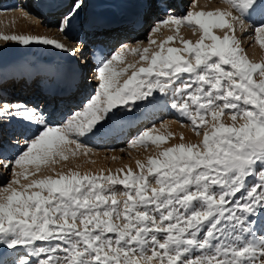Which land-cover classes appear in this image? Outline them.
I'll list each match as a JSON object with an SVG mask.
<instances>
[{
  "label": "snow or ice",
  "instance_id": "6c2138e0",
  "mask_svg": "<svg viewBox=\"0 0 264 264\" xmlns=\"http://www.w3.org/2000/svg\"><path fill=\"white\" fill-rule=\"evenodd\" d=\"M142 2L167 14L151 32L172 24L178 33L187 24L200 28V38L166 47L175 40L169 36L150 57L149 48H132L147 61L138 68L114 67L127 46L102 57L94 94L62 125L39 108L9 102L0 83V130L12 120L38 126L30 139L13 142L23 144L18 154L0 160L12 176L0 187V264H264V62L251 61L235 35L237 25L244 30L245 20L258 17L255 39L264 47V0H228V10L182 17L168 0ZM82 4L74 0L61 31ZM214 28L226 30L220 36ZM0 39L66 48L39 35L0 33ZM149 43H156L151 33ZM129 68L135 70L121 82ZM155 93L171 95L170 107L202 136L198 143L165 147L147 164L138 160V172L77 167L29 179L57 157L88 155L81 138L105 134L137 101L156 102ZM167 139L146 129L130 146Z\"/></svg>",
  "mask_w": 264,
  "mask_h": 264
},
{
  "label": "rangeland",
  "instance_id": "374dc122",
  "mask_svg": "<svg viewBox=\"0 0 264 264\" xmlns=\"http://www.w3.org/2000/svg\"><path fill=\"white\" fill-rule=\"evenodd\" d=\"M28 1L30 8L20 5L16 0H0V12L6 9H14L13 11L19 10L22 16H20L19 21H16V19L0 20V33L6 35H39L56 39L63 43L66 46L65 49H70L74 54V60L76 59V79L68 92L64 94L59 92L57 94L61 95L59 98H55L57 100L54 101L53 97L47 99L46 102L50 100L47 105L46 102H43L45 99L44 96L34 94L35 85L51 87V82L43 83L41 81L52 77L57 65L61 61V54L65 49H56L54 46L42 44L26 46L14 41L5 42L0 39V71L5 72L0 83L4 85V95L9 102H21L30 108H39L43 111L46 118H50V123L57 125H62L74 111L83 108L97 87V81L94 78L96 66L92 63L91 54L96 49L101 48V46L98 41L93 39L94 34L107 36L108 39L105 40V43L109 47L107 48L105 45L102 48L108 49L106 51L108 56L120 50L118 46L115 48L116 42L119 39L128 38L127 40L129 42L134 43L126 48L123 53L124 59L122 62H114V67L117 71L129 64H135L137 68L141 65L147 66V61H141L139 54L131 52L132 48H139L141 51L144 48H149L148 55L150 57L153 52L159 50L160 42L169 36H174L175 40L169 45H166V47H183L181 35L186 36V40L195 43L202 34L198 26L192 27L187 24H182L183 26L181 27L179 26L180 29L177 35L176 32L171 30L172 27L169 24L161 25L158 31L151 32L153 26L167 15L165 12L153 7L150 9L151 16L148 20L145 22L143 18V21L141 20L140 24L135 27L137 30L130 32L131 37L128 35L124 36V32L129 33L128 29L130 26L122 30L118 26H111V24L108 26V22H111L113 16L117 19V17L120 18V15L125 14L126 11L128 12V0H83L78 14L66 26L65 30L61 31L60 25L64 17L71 10L74 0H69L64 5L54 7L49 13L42 11L41 3L37 0ZM182 4V10L174 12L178 17H182L191 11L194 5H203V1L198 0L195 4L194 0H182ZM8 5L12 7H7ZM229 7L228 0H206L201 10H206L205 12L217 9L228 10ZM258 21V17L245 20V24L249 27L241 30L239 25H237L235 35L244 53H246L251 61L264 62V47L255 39V27L259 26ZM127 24L132 25L131 23ZM225 30L219 28L213 29L220 36H223ZM150 33L151 39L156 41L155 44L150 45L149 43ZM191 33L197 36L190 35ZM205 42L210 43L211 41ZM42 66H45V68L40 70ZM35 69L38 70L29 77L22 73L21 76L20 74L16 77L12 75L21 72V70L30 71ZM133 70L135 69L129 68L128 72L122 74L118 79L122 82ZM155 95L157 97L156 102L149 104L137 101L136 103L139 107H136L135 110L122 112V118L108 126L105 131L106 134L81 138L80 142L90 149L88 155L78 154L75 157L70 155L67 161L57 157V163L42 166L41 171L35 177H29V179L40 178L45 175H55L62 171L66 172L68 168L75 169L77 167L82 173H98L101 169L105 172L111 170L115 173L120 168L127 170L128 166L134 172H138L139 169L136 163L138 160L147 164L149 157L158 155L165 147L179 143H198L202 139V136H197L191 123L170 107L172 102L171 95L167 99H165L163 94L155 93ZM52 101H54V105ZM223 119L226 123H231L227 115ZM121 120L129 121L128 128H126L125 132L117 128L120 127ZM16 122L20 124L17 125ZM161 125H164V127H161ZM153 126L155 127L153 128ZM142 129H152L153 135H165L168 139L165 143L159 145L148 142L146 145L130 146L129 141L133 140V134L144 131ZM37 131L38 126L36 124L24 120H12L10 123L5 124L2 130H0V147L3 145L2 147L5 149V153H1L0 151V160L11 159L18 154L23 149V144L21 143L20 148H17L13 146V142L17 140L22 142L24 139H30ZM169 133L173 135L169 136ZM181 136H183V139H181ZM23 137L25 138L23 139ZM68 147L74 148L75 145H69ZM11 148L13 149L12 152H8V149ZM7 154L9 157H6ZM30 170L34 171L35 169L30 167ZM146 171L147 169H145ZM0 174H2L0 176V187H2L11 180L12 176L11 172L3 167H0ZM21 183H28V181L22 180ZM153 186H155L154 182ZM117 191L121 193L124 189L122 186H117ZM118 198L123 199L122 196H118Z\"/></svg>",
  "mask_w": 264,
  "mask_h": 264
},
{
  "label": "bare ground",
  "instance_id": "6f19581e",
  "mask_svg": "<svg viewBox=\"0 0 264 264\" xmlns=\"http://www.w3.org/2000/svg\"><path fill=\"white\" fill-rule=\"evenodd\" d=\"M11 1V0H10ZM38 2H40L41 3V8H42V11H44V12H46V13H49V12H51L52 10H53V7H55V6H57V5H59V4H61L62 2H64V4H66L67 3V1H69V0H37ZM197 1L198 0H194V2H195V4L197 3ZM203 1V5L206 3V0H202ZM16 2H19L20 3V5H23V6H27V7H29L30 8V4H29V1L28 0H16ZM128 2V6H129V8L131 7V6H133L134 4L136 5V7H137V10H136V13H135V16H133V17H130L129 15H126V14H123V15H120L119 17L120 18H118L117 16V19H115L114 18V16H113V18H112V20H111V22L109 23L108 22V26H109V24H111V26H118V27H120V28H122V30L123 29H125V27H127V26H130V28L128 29L129 30V33L127 34V32H124V36H130L131 37V35H130V32L131 31H135V30H137L135 27H137L139 24H140V22H141V20L143 21V18H144V21L146 22L147 20H148V18L151 16V12H150V9L151 8H148V7H146L145 5H144V3L142 2V0H128L127 1ZM126 2V3H127ZM11 4V3H10ZM63 4V5H64ZM179 7L177 8V10H174L173 8H171V10L173 11V12H179L180 10H182V1H180L179 0ZM203 5H201L200 4V6L198 5V6H193L194 8L191 10L192 12H198L197 10H201V7L203 6ZM11 5H8L7 7H10ZM12 7V6H11ZM192 7V6H191ZM133 8V7H132ZM14 10V9H13ZM13 10H11V9H6L5 11H2V12H0V20H9V19H16V21L18 20L19 21V19H20V11L18 10V11H13ZM16 10V9H15ZM100 10V9H99ZM205 10V9H204ZM130 11H133V9L132 10H130ZM206 11V10H205ZM109 13V12H108ZM175 14V13H174ZM22 17V16H21ZM136 20V21H135ZM127 22H131V24L132 25H130V24H127ZM144 22V23H145ZM127 24V25H126ZM107 25V24H106ZM144 25V24H143ZM156 25V24H155ZM170 25V27H172V29L171 30H173L174 32H176V35H177V31H176V26L175 25H172V24H169ZM184 25V24H183ZM183 25H180V27L181 26H183ZM141 27V26H140ZM140 27H138L139 29H140ZM180 27H179V29H180ZM138 32V31H137ZM185 33V32H184ZM194 33V32H193ZM193 33H191L190 35H194V36H197L196 34H193ZM135 34V33H134ZM119 37V36H118ZM191 37H193V36H191ZM181 38L182 39H186V36H183V35H181ZM93 39L94 40H96V41H98V42H104V40H106V39H108L107 38V36L105 35H103V34H94L93 35ZM128 38H124V39H119L118 40V42H116L117 44H116V46H115V48L118 46L120 49H121V47L122 46H127V47H129V45H133L134 43L133 42H129V40H127ZM198 39V38H197ZM106 47H108L107 45H106ZM118 48V49H119ZM105 49V48H104ZM110 49H111V47H110ZM117 49V50H118ZM108 53L106 52H104V50H103V48L101 47V48H99V49H96L92 54H91V59H92V63H94L95 64V66L97 65V64H99L100 63V60H101V58L102 57H104V56H108L107 55ZM76 60V59H75ZM75 60H74V54L71 52V50L70 49H65L63 52H62V54H61V61H60V63L57 65V67H56V69H55V72H54V74L52 75V77L51 78H49V79H46V80H40L41 82H43V83H45V82H47V83H49V82H51V83H53V81H54V79H55V77H57V76H59V78H60V80H59V82L56 84V86L55 87H57L59 90H60V92H62V94H64V93H66V92H68L69 91V89H70V87H72V85L74 84V81H75V79H76V76H77V67H76V64H75ZM93 64V65H94ZM41 69L40 70H42V69H44L45 68V66H42V67H40ZM38 69H35V70H30V71H23V70H21V72H18V73H15V74H12L13 76H18V74H20V76H21V73L23 74V75H28L27 77H29L31 74H34V72L35 71H37ZM15 71V70H14ZM18 71V70H17ZM20 71V70H19ZM5 75V72H1L0 71V81L2 80V78H3V76ZM7 76V75H6ZM15 77H14V79H15ZM48 86V85H47ZM45 87V86H44ZM24 88V87H23ZM48 88H50V87H48ZM14 90H15V87H14ZM8 92V91H7ZM36 95V94H35ZM61 95H55V96H53V100L55 101V100H57V99H55V98H59ZM54 101H52V104H53V102ZM43 102H46V97H45V99L43 100ZM50 102V100L49 101H47L46 103H47V105H48V103ZM45 104V103H44ZM44 104H43V106H44ZM54 105V104H53ZM17 123V125H19L20 123L19 122H16ZM118 123V122H117ZM128 123H129V121L127 120V121H120V127H117L118 129H122V131L123 132H125V130H126V128H128L127 126H128ZM118 125V124H117ZM142 130H145V129H142ZM154 131H156V130H154ZM143 131H141L140 133H142ZM139 132H138V134H136V133H134L133 134V138L132 139H134V138H136L139 134H140ZM106 134V133H105ZM154 134V133H153ZM25 137H23V139H24ZM25 140V139H24ZM130 141H132V140H130ZM130 141H129V143H130ZM3 145H1V147H0V151H1V153H5L4 151H5V149H3V147H2ZM12 148L11 149H8V152L10 151V152H12ZM8 152H6V153H8ZM1 156V155H0ZM9 157V155L7 154L6 155V157ZM11 156V155H10ZM5 173V172H4Z\"/></svg>",
  "mask_w": 264,
  "mask_h": 264
}]
</instances>
